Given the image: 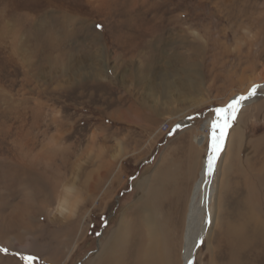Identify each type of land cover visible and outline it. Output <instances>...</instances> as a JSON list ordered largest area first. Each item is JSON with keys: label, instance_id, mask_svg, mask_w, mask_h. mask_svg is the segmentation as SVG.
Segmentation results:
<instances>
[{"label": "rangeland", "instance_id": "374dc122", "mask_svg": "<svg viewBox=\"0 0 264 264\" xmlns=\"http://www.w3.org/2000/svg\"><path fill=\"white\" fill-rule=\"evenodd\" d=\"M258 83L264 0H0V247L9 249L0 264H28L24 255L37 257L33 264H86L118 214L146 219L149 190L174 196L175 206L159 211L180 216L169 264H183L214 109ZM257 90L228 131L212 213H204L211 226L189 264H226L221 231L246 214L247 199L264 223V87ZM71 183L74 207L60 213ZM30 197L39 206L32 222ZM27 238L39 249L16 245ZM254 254L235 263L255 264ZM256 255L264 264V252Z\"/></svg>", "mask_w": 264, "mask_h": 264}, {"label": "bare ground", "instance_id": "6f19581e", "mask_svg": "<svg viewBox=\"0 0 264 264\" xmlns=\"http://www.w3.org/2000/svg\"><path fill=\"white\" fill-rule=\"evenodd\" d=\"M249 89H247L244 93H239L235 96L241 94L247 95ZM256 96H257V92L255 95L245 100L243 102V106L251 103L254 99H256ZM232 141L233 139L231 135L228 134L227 132V136L225 138V142L223 145V150L225 149L226 145L231 144ZM209 149L207 156L209 154ZM57 152L58 151H54L53 155L55 156ZM195 152H196L195 149L191 151L192 156L193 154H195ZM207 156L203 160L202 168L193 184L192 191L190 194L191 200H190L188 212L186 213V217H187L185 218L186 228H185V233L183 234V246H182L183 264H189L192 261V259L195 257L199 246L202 245L200 243V238L202 237L204 241L206 232L208 233L211 226L210 222L205 218L204 213L205 212L206 214L209 213L210 216L212 213L210 209V205L216 191L214 184L217 177L218 162H216L213 173L209 175L207 173ZM193 165L194 163L192 162V166ZM192 166H190L189 169L186 171L187 177L190 176V169ZM162 169L166 171V173L163 174V177L165 179L169 178L171 176V172H167L170 171L167 170V166L164 165ZM156 178H157L156 181H158L159 174H156ZM173 179H175V176H173ZM169 180H171V178ZM168 181L165 180L164 183ZM74 186L73 183H71L69 186L63 187L61 193L62 196L60 194V198L56 208L60 213L71 212V210L73 209L74 202L72 196H74V192H75ZM42 187L44 188L43 185ZM94 188L95 187H92V189ZM111 193H108L105 196V199L102 197L100 200L101 203H104V208H105V203L107 202V197L111 196L112 195ZM150 193L151 192L149 190V194ZM149 194L146 203H144L146 204L145 206L146 219L142 220L140 215L138 217L133 216L134 212H131L130 214L128 213L125 214V212L118 214V218L115 221L116 225H114L116 227H114L109 232L107 237H105V241L102 244V248L100 247L97 254L93 258H91L88 262H86V264H169V259L172 258L176 246L178 245L179 242L178 235L180 233V228H181V223H180L181 219L179 218L180 216L178 212L176 213L175 209L173 212L168 210H165V212L161 211L164 213V215L159 211L160 209H164L162 206L164 203H165V207L167 206V204L168 205L175 204L173 198L174 196L170 195L169 191L162 190L161 193H155L154 195H149ZM247 195H249V193ZM30 200L31 201L29 202V206H27L26 208L27 212L25 214V220L32 222L33 219L36 218L35 207L38 208L39 206H37L33 197H30ZM90 200L91 198L89 199V201ZM248 200L249 199L246 200V204L248 205L246 207L247 209L246 214H244L243 217L238 216L236 219L234 218L229 219L228 223H226V227L223 230H222V221L220 219L221 217H219L218 219L217 223L219 226H221L220 229L222 230L221 236L223 238V241H225L227 247H231L228 249L229 258H227L226 264H237L235 263V261H237L238 259L235 260V258L245 251L256 254L264 252L263 218L261 219L259 216L257 218V216L253 215L254 212L253 213L251 212L252 207H250L249 205L250 201L248 202ZM46 206L47 205L45 204L42 208L47 209ZM32 208H34L35 210H30ZM30 228H31L30 225L28 226V228L26 227V229H30ZM204 231L205 234L203 235ZM259 234H262L263 240L258 239L259 237L257 236ZM71 240L72 237L70 241ZM8 243H11V241H9ZM16 245L24 249H31L32 251L39 249L34 242L30 241V238H27L25 241L16 242ZM68 251H69L68 255L65 256L66 257L65 262L69 258L68 256H70L71 254L69 248ZM234 253H236L237 256H235ZM256 254H254V256L252 257L251 263L254 262L255 264H259L261 260H259L260 257L257 256ZM262 257L264 261V256L262 255Z\"/></svg>", "mask_w": 264, "mask_h": 264}, {"label": "snow or ice", "instance_id": "6c2138e0", "mask_svg": "<svg viewBox=\"0 0 264 264\" xmlns=\"http://www.w3.org/2000/svg\"><path fill=\"white\" fill-rule=\"evenodd\" d=\"M97 27H102V25H97ZM264 86L253 84L249 89L247 95H238L233 97L229 102L225 105L217 107L214 109L215 119L211 121V135H210V149L209 154L207 156V173L211 175L215 169V165L217 160L219 159L220 153L223 150V145L225 142V138L227 136L228 129L232 127V123L237 118V115L240 109L243 106V102L247 100L249 97L256 94L257 89ZM189 119H194V117H189ZM181 124L177 123L175 125V129H179ZM172 134V132H169ZM211 222V220H209ZM203 238H200V243L203 244ZM9 251L6 247H0V252L7 253ZM21 260L27 261L28 264H33V261L37 259V257L33 255H24L20 257Z\"/></svg>", "mask_w": 264, "mask_h": 264}]
</instances>
